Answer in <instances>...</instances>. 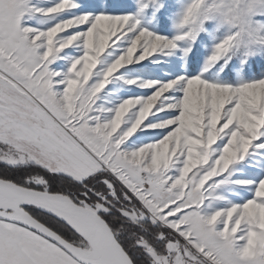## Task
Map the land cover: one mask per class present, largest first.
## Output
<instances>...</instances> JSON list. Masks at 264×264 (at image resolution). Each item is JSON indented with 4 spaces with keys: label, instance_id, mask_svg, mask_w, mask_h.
Listing matches in <instances>:
<instances>
[{
    "label": "snow or ice",
    "instance_id": "1",
    "mask_svg": "<svg viewBox=\"0 0 264 264\" xmlns=\"http://www.w3.org/2000/svg\"><path fill=\"white\" fill-rule=\"evenodd\" d=\"M0 264H264V0H0Z\"/></svg>",
    "mask_w": 264,
    "mask_h": 264
}]
</instances>
